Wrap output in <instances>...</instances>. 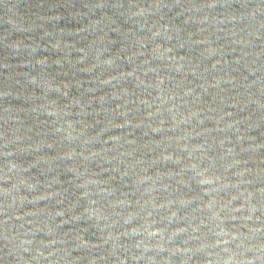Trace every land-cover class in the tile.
Wrapping results in <instances>:
<instances>
[{
  "label": "water",
  "instance_id": "95a60500",
  "mask_svg": "<svg viewBox=\"0 0 264 264\" xmlns=\"http://www.w3.org/2000/svg\"><path fill=\"white\" fill-rule=\"evenodd\" d=\"M0 264H264V0H0Z\"/></svg>",
  "mask_w": 264,
  "mask_h": 264
}]
</instances>
